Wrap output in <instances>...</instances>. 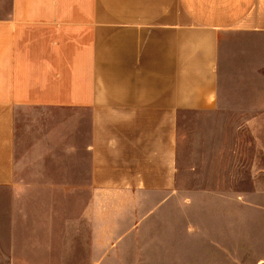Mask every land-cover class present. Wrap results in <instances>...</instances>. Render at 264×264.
I'll return each instance as SVG.
<instances>
[{"label":"crops","instance_id":"obj_1","mask_svg":"<svg viewBox=\"0 0 264 264\" xmlns=\"http://www.w3.org/2000/svg\"><path fill=\"white\" fill-rule=\"evenodd\" d=\"M25 107L78 136L53 127L22 173ZM192 114L264 115V0H0V264L119 261L141 199L178 194Z\"/></svg>","mask_w":264,"mask_h":264},{"label":"rangeland","instance_id":"obj_2","mask_svg":"<svg viewBox=\"0 0 264 264\" xmlns=\"http://www.w3.org/2000/svg\"><path fill=\"white\" fill-rule=\"evenodd\" d=\"M14 119L22 173L64 135L53 127L78 136L72 112L25 107ZM178 131V194L141 199L147 215L114 264H264V115L192 114Z\"/></svg>","mask_w":264,"mask_h":264}]
</instances>
